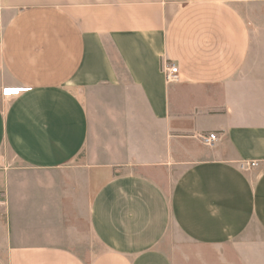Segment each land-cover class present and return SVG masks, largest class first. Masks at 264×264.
Instances as JSON below:
<instances>
[{
	"label": "crops",
	"instance_id": "obj_1",
	"mask_svg": "<svg viewBox=\"0 0 264 264\" xmlns=\"http://www.w3.org/2000/svg\"><path fill=\"white\" fill-rule=\"evenodd\" d=\"M5 151L0 264H264V0H0Z\"/></svg>",
	"mask_w": 264,
	"mask_h": 264
},
{
	"label": "built area",
	"instance_id": "obj_2",
	"mask_svg": "<svg viewBox=\"0 0 264 264\" xmlns=\"http://www.w3.org/2000/svg\"><path fill=\"white\" fill-rule=\"evenodd\" d=\"M164 71H165L166 78L168 80H172L174 79L177 73V67L174 64H170V65L165 66ZM200 140L205 145L213 146L217 140V134L214 132H210L208 134H202L200 135ZM255 164H256L255 162L248 163L249 166H254Z\"/></svg>",
	"mask_w": 264,
	"mask_h": 264
},
{
	"label": "rangeland",
	"instance_id": "obj_3",
	"mask_svg": "<svg viewBox=\"0 0 264 264\" xmlns=\"http://www.w3.org/2000/svg\"><path fill=\"white\" fill-rule=\"evenodd\" d=\"M78 160L79 159L75 161L77 162ZM13 164H16V161L14 160L10 152L5 151L2 158H0V166L13 165Z\"/></svg>",
	"mask_w": 264,
	"mask_h": 264
}]
</instances>
